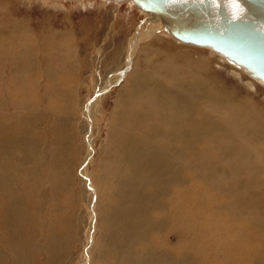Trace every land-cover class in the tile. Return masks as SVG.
I'll return each instance as SVG.
<instances>
[{
    "label": "rangeland",
    "instance_id": "obj_1",
    "mask_svg": "<svg viewBox=\"0 0 264 264\" xmlns=\"http://www.w3.org/2000/svg\"><path fill=\"white\" fill-rule=\"evenodd\" d=\"M143 16V13L131 0L123 2L113 0H0V56L8 53L12 47L17 49H14V52L18 56H22L0 61V99L2 100H0V118L1 121H4L1 141L6 142H1L3 146L1 147L4 151L5 149L8 151L12 146H17L24 125L30 124L33 126L34 134H37L40 147L44 146L47 149L53 147L49 149L48 157L53 159L52 156H54L53 163L55 162L54 165L59 170L58 172L54 170V172L48 167L42 166L41 171L48 169L46 171L49 174L44 170L43 173L46 178L43 177V179L44 174L39 168L40 185H35V187L42 185L36 188V196L44 195L42 196L45 200L43 208L48 213L46 214L47 226L42 223L43 218L40 217L37 218L35 228H33L34 224H31L32 227L30 226L31 228L28 230L21 225L22 229L18 226L15 230L13 221H7V229L5 228L4 231L6 230L8 233H17L18 231L16 236H19V240L17 241L23 242L27 247V250L17 254L18 258H22L18 264H46L45 252L50 250L51 245L48 249L43 245L44 242L45 245H48L53 239L64 244L63 250L60 251L63 255L60 258V264H82L83 261L94 263L98 252L97 246L103 235L102 225L99 223V216L97 215L99 192L95 183L96 167L102 160L100 158L103 157L104 160V157H107L108 147L113 141L111 136L115 134L117 129L127 130L115 122L117 112L129 104V99L126 96L134 97V99L140 96L141 103L143 100V103L145 100L148 101V104L150 102L146 106L147 108H145L147 103H144V109L153 110L152 106L150 107L152 105L151 99L146 98L143 94L135 95L137 97L130 94L132 86L145 78H149L147 84L149 89L157 87L158 83L168 82L174 87L171 88L173 93L178 90L179 86L185 89L183 90L184 94L189 91L190 93L187 95L190 94V100L197 101L198 104L205 106L204 108L208 107L206 110L210 118L216 119L215 122H220L223 130H227L235 144L248 145V140L252 141L245 149V158L248 153L256 151L258 154H255L256 159L259 156L258 161L255 159L254 164L257 170L254 169L255 173H252L255 178L251 174V177L244 175V179L242 176H240L241 178L238 176L247 184L238 177V180L233 178L235 174L233 164L218 166V175L221 170L225 173L229 172L230 177L221 180V178H216L218 177L216 174L215 178H206L210 184H214L213 186L192 179L193 174L191 173L190 178L189 176L178 177L180 182H185L191 186V189L196 190L195 195L193 192H190L189 195L193 194L197 197L205 191L207 196L204 192L201 195L203 197L198 199L200 204L197 206L194 203L195 210L190 213V215L194 213L193 217L191 215L192 219L199 217L193 219L198 224L193 226V220L184 222L191 224L193 229L191 228L190 233L184 232L181 227L178 228L179 226H173L171 217L165 219L167 224L163 251L177 256L180 251L187 249L186 243L191 240V236L195 235V242L197 243L195 245H198V248L190 252L193 255L189 254L194 258H188L194 260H188L191 264H218L220 261L222 262L220 264H264V85L221 54L214 52L210 46L183 43L166 31L157 30L153 32L149 25H145L149 23L143 20ZM135 33L139 34L138 39L135 38ZM32 35L36 37L35 40ZM24 50L28 52L24 53ZM34 52L37 55L32 54ZM28 54L40 57V61L35 57L37 61L34 60L30 63L28 59H25ZM50 55L53 56L52 60L49 59ZM45 59L47 60L45 61ZM35 62L38 68L35 66ZM44 62L48 65L43 64ZM49 64H56L51 66L54 70L50 69ZM55 66L59 67L56 68ZM143 83L146 84V81ZM180 83L184 85V88L183 85H179ZM125 84L129 85L128 88ZM189 85L194 89L193 91ZM164 86L168 87L166 84ZM52 90L55 91V94ZM191 91L195 94L192 95ZM205 92L209 96L205 95ZM196 94L198 95L196 96L197 100L193 99L196 98ZM201 97L205 98L203 99L205 102L208 101V106L203 100L202 103L198 102ZM16 101L17 103L18 101L22 102L15 106ZM20 103L25 104L22 106ZM210 104L211 106H209ZM89 107L91 111L88 115ZM114 111H116V115H114ZM17 114L19 115L17 116ZM12 118L15 120L13 121ZM224 119L226 120L223 121ZM24 120L25 122L22 124ZM14 122L17 131L14 129ZM54 127H56L55 130ZM14 132H18L17 136H13ZM54 137L57 139L55 140ZM63 139L69 140V144L63 143ZM90 143L93 146L91 147L92 154L88 159L90 161L86 162V153ZM71 146L78 149L76 150L74 147L71 149ZM62 147L66 149V152ZM104 148L107 149L106 154L103 151ZM73 150L77 153L75 154ZM7 151H5L8 155L6 159L10 161L11 155ZM56 153L57 155H55ZM207 158L209 159V156L201 157L200 160L203 159L204 164L206 163L204 168L210 169L211 163L205 162ZM69 171H72L71 174ZM214 171L208 172V174L215 176ZM66 172H69V177L72 176L71 183L69 182L70 178L65 177L68 176ZM53 174H56L55 177L52 176ZM216 179L222 183V186L221 183L215 182ZM248 180L251 182L250 185ZM21 182L23 184L24 180ZM240 182L243 183L244 187ZM237 183L241 187H238ZM56 184L57 187L55 188ZM49 186L53 189H49ZM199 187L202 191L198 190ZM217 187L219 189L221 187L220 191L223 192L224 190L226 193L220 194L222 192L219 189L215 191ZM45 189L46 191H44ZM49 190H52L53 193L50 194ZM47 191L48 194L46 195ZM227 193L228 195H226ZM244 193L246 194L243 195ZM244 197L247 206L242 207L241 201ZM177 200L179 201L180 198ZM211 201L215 203L212 202L213 205H211ZM232 201L235 204L234 207L238 205L243 213L245 211L246 214V210L252 209L251 213L254 211L255 215L261 216L262 224L260 227H251L248 224L250 222H247L248 220L243 216L245 214H239L242 211L237 207V211L239 210L237 214L239 217L241 215L240 222L243 221L239 226L245 224L247 228L252 230L245 229L244 233L250 234L244 235L241 232L242 226L240 230L237 227L238 215L233 209L228 208ZM201 205L204 206L201 208ZM176 206L175 209L179 207V203ZM154 216L155 218L158 217L157 214ZM204 216L208 217L207 219L212 218V222L210 220L204 221L206 219ZM216 223L217 225H215ZM200 224H203V227H200ZM211 225L213 226L211 227ZM0 230V233L3 232V229ZM20 230L24 231L25 234L30 230L34 232H29L31 234L29 238V235L21 236ZM192 230L195 231L192 232ZM184 238H188V240H183ZM87 250H90L88 254ZM7 251L5 249L4 253L6 254ZM86 257L90 260L86 261ZM224 259H226V263ZM5 264H12V262L7 260Z\"/></svg>",
    "mask_w": 264,
    "mask_h": 264
},
{
    "label": "bare ground",
    "instance_id": "obj_2",
    "mask_svg": "<svg viewBox=\"0 0 264 264\" xmlns=\"http://www.w3.org/2000/svg\"><path fill=\"white\" fill-rule=\"evenodd\" d=\"M110 1H112V0H110ZM113 1L123 2L126 0H113ZM131 1L136 6L135 2L133 0H131ZM139 10H140V8H139ZM140 11L144 14V16L147 14L144 21H147L149 24H145V25H147V26L149 25V28H151V30L153 32H156L157 30L158 31H166L167 33L171 34L172 36H174L176 39L180 40L183 43L190 44V45L204 46V47L210 46L214 52L221 54L223 57H225L226 59L229 60V58L226 57L223 53L213 49V47L211 45L189 42V41H185V40L175 36L170 29H166L164 27L163 19H161L156 14H153L150 12H145L143 10H140ZM30 34H32V33H30ZM30 34H29V36H31ZM138 36H139V34L135 33L136 39H138ZM32 37H33V35H32ZM41 37H42V34H41ZM41 37H40V39L42 40ZM43 37H44V35H43ZM7 38H9V37H7ZM24 38L26 39L27 37H24ZM35 39H36V37L34 38V40ZM34 40L32 39V41H34ZM37 40H38V38H37ZM12 48H13V50H12ZM12 48L8 53L2 54L0 56V61H5L6 59H12V58L15 59V58L22 57V56H18V54L16 52H14L15 50H17L16 48H14V47H12ZM27 52H28L27 50H24V53H27ZM32 54L37 55L35 52ZM46 54L47 53H45V55ZM46 56H48V55H46ZM35 57H37V56H35ZM35 57L32 55L30 56L28 54V56L25 57V59H28L29 62L32 63V62H34V60H36ZM52 57L53 56H51L50 58L48 57V58L51 59ZM39 58H38V61H40ZM46 60L47 59H45V61ZM53 63H54V61H53ZM43 64L48 65L45 62ZM60 64H61V62H60ZM234 64H236V63H234ZM53 65H56V64H53ZM53 65H50V69H53V67L51 68V66H53ZM236 65L238 67H240L241 69L245 70L249 74V76H251L252 78H254L255 80H257L258 82H260L261 84L264 85V82H263V80H261V78L255 76V75H252L251 72L248 71L243 65H240V64H236ZM35 66H36V62H35ZM55 67L57 68L59 66H55ZM143 75H145V74H143ZM32 78H33V76H32ZM131 78H134V77L131 76ZM133 81L135 82L134 79H133ZM144 81H146V84L143 83ZM134 82H133V84H134ZM148 83H149V78H145V79L139 81L136 85L132 86V89H130V92H131L130 94L132 96H135L138 94H143L146 98L151 99L152 105H150V107L152 106L153 110H148L149 108L144 109V105H145L144 103L145 102L147 103L148 101L145 100V102L143 103V101H144L143 100L142 101L143 104H142L141 100H140V96H139V98H136V99H134V97H131V96H126L129 99V104L125 105L121 109L119 108L120 109V110L118 109L119 111L116 110V111H118L117 115L115 113L116 111H114V113H115L114 115H116V117L115 116L114 117H115V122L118 125L124 126L125 128H127V130L124 131L121 129H117L115 134L114 135L112 134L113 136H111V137L113 138V141H112V144H110V146L108 147L107 154L105 153L107 149L105 150V148H104V150H103L104 153L107 155V157L105 156L104 157L105 159L103 160V157L101 156L102 158H100V159H102V160H100V162L97 164V167H96L97 172H96V177L95 176L94 177H95V183L98 187V192H99L98 193L99 203L97 206V208H98L97 215L99 216L98 217L99 223L102 225V229H103L102 234L103 235H102V238L100 240L99 245L97 246L98 252L95 256V261L93 264H191L190 261H188V260H191V261H194V260L188 259L189 257L193 258V256H191V255H193V253L191 254L190 252H192L198 248V245H195V244H197L195 242V239H196L195 235L191 236L190 237L191 240L189 238L190 241H188L186 243L187 249L180 251L177 256H174L173 253L170 254L169 252L163 251V249H162L163 244H164V235L166 234L165 233V230H166L165 227H166L167 223H166L165 219H167V217H169V218L171 217L173 226H175V225L179 226L178 228L181 227V229L184 230V232L190 233L191 228H192L191 224L190 223H184V222H189L195 218L196 219L199 218V217H195L192 219L191 218L192 214L190 215V213L193 210H195L194 209L195 205L198 206L200 204L198 202V199L202 198L203 196H201V195L205 192L204 191V192H202V194L200 196L195 197L194 193L196 192V190L191 189V186L187 185L185 182H180L178 177L189 176L191 173V174H193V176L190 175L192 177V179H196L197 181L200 180V182H204L205 185H209L210 183L208 182V180L206 178H208V177L215 178L216 174L219 172L218 166L219 165H226V164H233L234 173H235L233 178H237L238 176L239 177L242 176L244 179V175L250 176V174H251V176H252L255 173L254 169H256L255 168L256 166L254 164H255L256 160L258 161V158H259V156L257 157V159L255 157V154H257V151L254 153H248L247 157L246 158L244 157L245 149L248 148V145L252 141L248 140V145H246V144H235L233 142V140L231 139L227 130L226 131L223 130V128L220 125V122H218V121L215 122L216 119L212 120L213 118L212 119L210 118V116L206 110V108H208V107L204 108L205 106L203 107L202 105L198 104L197 101L195 102L194 100H190V98H191V96L189 98L190 94L187 95V93H190L189 91H187L186 94H184L183 90H185V89H182L179 86L180 89L178 88V90H176V92L173 93V90L171 88H174V87L168 82L167 83L161 82L160 84L158 83L157 87L149 89L148 85H147ZM164 84L168 85V87L164 86ZM36 85L37 84H35V86ZM179 85L182 86L183 84L180 83ZM125 86H127V84H125ZM128 86H127V88H128ZM169 86H170V88H169ZM182 87L184 88V85ZM189 88H191L192 91L194 90L192 87H190V85H189ZM189 88H187V89H189ZM49 91H51V90H49ZM177 91H179V92L177 93ZM192 91H191V94L194 95L195 93H192ZM52 92H53V90H52ZM7 94L8 93L6 92V95ZM3 95H4V93H3ZM205 95H207L206 92H205ZM54 96H56V95H54ZM196 96H198V95L196 94L195 97ZM207 96H209V95H207ZM23 97H25V96H23ZM135 97H137V96H135ZM202 97L200 98L201 100L198 101L199 103L200 102L202 103L204 101L203 99H205V98H202ZM211 97H209V98H211ZM193 99L197 100L198 98L196 97ZM19 102H22V101H18V103ZM18 103L16 101L14 103L15 106H18ZM30 103H32V102H30ZM204 103H206V105H207L208 101L207 102L204 101ZM211 103L213 104V102H211ZM221 103H222V101H221ZM149 104H150V102H149ZM149 104L147 103V105H145V108H147L146 106H148ZM20 105H22V103H20ZM115 106H117V105H115ZM209 106H211V104ZM203 108H204V110H203ZM88 109L89 110L87 111V113L89 115L90 111H91L90 107ZM17 110H18V108H17ZM216 111H217V109H216ZM216 111H215V113H216ZM18 115L19 114H17V116ZM112 117H113V115H112ZM12 119H13V121L15 120L14 118H12ZM32 119H33V117H32ZM225 120L226 119H224L223 121H225ZM24 122H25V120L22 121V124H24ZM35 122H36V120H35ZM29 123H31V122H29ZM10 124H12V122H10ZM33 125H35V124H33ZM3 126H4V121H1V118H0V229H3V232H1L2 234L0 233L1 234L0 235V264H5L7 260H10L12 262V264H18L22 261V258H18L17 254L19 252L27 250V247L23 242L17 241V240H19V236L18 237L16 236V234H18V231H17V233L16 232L8 233L6 230L4 231V229L6 228L7 221L8 220L13 221L12 224L15 225V230L17 229L18 226L20 228L22 226L23 228H26L28 230L32 227L31 224H34L33 228H35V226L37 224V218L38 217L43 218L42 223L44 225H46V223L48 222V220L46 219V214H48V213H46V211L43 208V202H45V200L42 196H44V195L36 196L37 195L36 194V192H37L36 188L38 186L35 187V185H40V180H39V176H38L39 168H40V171H41L42 166L48 167L49 170H52V171L57 170V172H58L59 170L55 167V165H54L55 162L53 163L54 156L51 155L53 157V159H51V157H50L51 160L48 157L49 149L53 148V147L50 144L49 145L51 147L49 149L44 148V146L40 147L37 134H34L35 132H34L33 126L30 124L28 126L24 125L23 133H21V136H19L20 137L19 141L17 139V141H18L17 146L11 145L12 148L10 150H8L10 152V155H11L10 161H12V162L8 161L6 159V156H8V155H6V153H5V151H7V150L5 149V151H4V149L2 148L3 146L1 144V142L6 143L3 140L1 141V135H2L1 130H2ZM45 127H46V125H45ZM124 127H123V129H124ZM55 128L56 127H54L53 129L55 130ZM14 129H15V131H17L16 127H15V122H14ZM89 129H90V127H89ZM86 130H87V128H86ZM109 132H112V131H109ZM17 133L18 132H16V133L14 132V135L13 134L12 135L17 136ZM56 133H57V131H56ZM46 134H47V132H46ZM60 134H61V132H60ZM255 134L256 133L254 132V135ZM63 135L66 136L65 134H63ZM8 136H9V134H8ZM3 138H4V136H3ZM50 139L51 138H49V140ZM56 139L57 138H55V140ZM253 139H254V137H253ZM9 141H11V140H9ZM52 141L54 142V140H52ZM68 141L69 140L63 139L62 142L68 143ZM54 144H56V143H54ZM64 147H62V148L64 149ZM73 147H74V149H76L75 146H73ZM73 147L71 146V149ZM91 147H93L92 143H90L89 150L86 153V162L90 161V160L88 161V159L92 154ZM69 148H70V145H69ZM7 149H9V148H7ZM55 150L57 151V149H55ZM65 150L66 149H64V151ZM51 152H52V150H51ZM74 152H75V154L77 153V151H74ZM52 153H54V152H52ZM55 155H57V153ZM206 156H209V159L207 158L206 160L205 159L204 160H205V162L211 163V166H210L211 170L204 168L206 163L204 164L203 159L200 160L201 157L204 158ZM85 165H86V163H85ZM214 165H215V167H214ZM44 170L45 169H43L41 171V173H43ZM46 170H48V169H46ZM69 170H71V169H69ZM84 170H85V168H84ZM213 170H215L214 171L215 176L212 174L209 175L208 172H211ZM72 171H74V170H72ZM69 172H66L67 175ZM71 172H70V174H71ZM221 172L222 171L220 170V174L219 175L217 174L218 177H216V178H218V179L221 178V180H224L227 177H230L229 172L228 173H225V172L221 173ZM241 172H243V173L241 174ZM50 173H51V171H50ZM70 174L68 176H65V177H69ZM237 174H240V175H237ZM54 175H56V174H53L52 176H54ZM235 175H237V176H235ZM190 176H189V178H190ZM43 177H45V174L42 176V178ZM71 177H69L70 183L72 181ZM253 177L255 178L254 175H253ZM49 178L51 179L52 177H49ZM59 178H60V176H59ZM238 178H237V180H238ZM40 179H41V177H40ZM68 179H67V182H68ZM22 180H24L23 184H26V185L23 186V184L21 182ZM240 180H242V179H240ZM246 181H247V178H246ZM48 182H49V180H48ZM200 182H197V183H200ZM213 182H214V180H213ZM215 182L221 183L217 179ZM242 182H245V181L242 180ZM242 182H240V183H242ZM223 183H225V182H223ZM245 183L247 184V182H245ZM250 184H251V182L249 183V185ZM210 185L213 186L214 184L212 183ZM220 185L222 186V183ZM237 185H239L238 187H241L240 184L237 183ZM41 186H39V187H41ZM224 186H226V185H224ZM242 186H243V183H242ZM43 187H44V185H43ZM53 187L49 186V189L50 188L53 189ZM56 187H57V184H56L55 188ZM206 188H208V187L206 186ZM218 189H219L218 187L216 190L214 188L215 191H217ZM198 190L202 191V189L200 187ZM211 190H212V188H211ZM220 190H221V187H220L219 191ZM38 191H40V190L38 189ZM44 191H46V189ZM51 192H52V190L50 191V194H51ZM190 192L191 193L193 192L194 195L193 194H192L193 196L189 195ZM220 192H222V191H220ZM205 193H206L205 196H207V192H205ZM223 193H226V192H224V190H223V192L220 194H223ZM229 193L232 194L231 192H229ZM42 194H44V192ZM47 194H48V191L46 192V195ZM245 194L246 193H244L243 195H245ZM196 195H199V194H196ZM226 195H228V193ZM247 197H248V195H247ZM178 198H180L179 201L177 200ZM244 200H245V197L243 198V201H241L243 204L242 207L245 205V202H247L246 200L244 202ZM247 200L249 201L248 198H247ZM207 201H209V200H207ZM235 201H237V200H235ZM250 201L253 202L252 200H250ZM176 202L179 203V207L177 209H175L177 207ZM200 202H202V201H200ZM205 202H206V200H205ZM212 202H214V201H211V203H210L211 205H213ZM241 202H239V203H241ZM194 203H195V205H194ZM233 204H234L233 201H232V203H229L228 208H230L231 210L233 209L235 211V214L238 215L237 212L239 210L237 211V209L239 207H238V205H236L238 208L234 207L235 204L234 205ZM204 205H201V208ZM254 205H255V203H254ZM245 206H247V205H245ZM250 206H251V204H250ZM202 210H204V209H202ZM208 210H211V209H208ZM240 211H242V209H240ZM250 211L246 210V214H245V211H244V213L242 211L239 214H245L243 216L245 219L248 220L247 222H250L248 224H250L251 227H254V226L260 227V225L262 224V220L260 219L261 216L258 217L257 215L254 214V211L252 212L253 214ZM156 214L158 216V217L156 216L157 218H155V216H154ZM193 215H194V213H193ZM193 215H192V217H193ZM203 215H202V217H203ZM204 217L206 218V216H204ZM240 217H241V215H240ZM240 217H239V215L237 217L238 229L240 230V227L242 226L241 232L244 235L250 234V233H244L245 232L244 230L245 229L251 230V228H247L245 226V224L239 226L243 222V221L240 222L241 221ZM207 218L204 219V221L210 220V222H212L211 221L212 218L211 219H207ZM46 220H47V222H46ZM168 220H170V219H168ZM193 223H194L193 226L195 224L196 225L198 224V222L195 223L194 220H193ZM213 225H211V227ZM215 225H217V223ZM46 226H44V227L46 228ZM201 226L203 227V224L202 225L200 224V227ZM176 229H177V227H176ZM15 230H12V231H15ZM33 230H30V231L32 232ZM206 230H207V228H206ZM194 231L192 230V232H194ZM29 232L25 234L24 231L20 230L21 236H25V235L28 236L29 235V238H30L31 234H29ZM219 232H221V231H219ZM217 234H219V233H217ZM209 236H210V234L208 235V237ZM185 239L188 240V238H184L183 240H185ZM56 241H57V239H53L50 241V243L48 245H45V242L43 241L44 245H45V246L43 245V247H47L46 249H48L49 246L51 245L50 250L45 252L46 253L45 259L47 261L46 264H60V262H61L60 258H62L63 255L60 251L63 250L64 244H62L60 242L58 243ZM183 243H185V242L183 241ZM175 244H177V243H175ZM201 245H202V243H201ZM216 246H215V248H216ZM202 247H203V245H202ZM217 247H220V246H217ZM5 249L8 250L6 254L4 253ZM216 251H219V250L216 249ZM33 252H35V251H33ZM89 252H90V250H87V254ZM189 254H191V255L189 256ZM217 258H219V257H217ZM206 259L208 261V258H206ZM85 260L88 261L90 259L86 257ZM214 260H215V258H214ZM225 260L226 259H224V262H225ZM220 262H218V264H220ZM82 264H91V263L83 261Z\"/></svg>",
    "mask_w": 264,
    "mask_h": 264
},
{
    "label": "water",
    "instance_id": "obj_3",
    "mask_svg": "<svg viewBox=\"0 0 264 264\" xmlns=\"http://www.w3.org/2000/svg\"><path fill=\"white\" fill-rule=\"evenodd\" d=\"M133 1L138 9L163 19L164 27L175 36L211 45L264 82V0H237L243 12L235 20L230 0H217L215 4L213 0L175 4L166 0Z\"/></svg>",
    "mask_w": 264,
    "mask_h": 264
},
{
    "label": "snow or ice",
    "instance_id": "obj_4",
    "mask_svg": "<svg viewBox=\"0 0 264 264\" xmlns=\"http://www.w3.org/2000/svg\"><path fill=\"white\" fill-rule=\"evenodd\" d=\"M167 3L169 4H175V3H187L188 0H166ZM201 3L204 2V0H200ZM213 3H217V0H213ZM231 3V7L233 9V15L232 18L238 19L240 17V13L243 12V9L240 8L239 3L237 2V0H230Z\"/></svg>",
    "mask_w": 264,
    "mask_h": 264
}]
</instances>
